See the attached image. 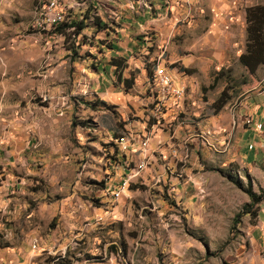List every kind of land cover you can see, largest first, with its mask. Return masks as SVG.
<instances>
[{
    "label": "rangeland",
    "instance_id": "obj_1",
    "mask_svg": "<svg viewBox=\"0 0 264 264\" xmlns=\"http://www.w3.org/2000/svg\"><path fill=\"white\" fill-rule=\"evenodd\" d=\"M263 2L0 0V264H264V63L238 60ZM161 64L184 92L155 114Z\"/></svg>",
    "mask_w": 264,
    "mask_h": 264
},
{
    "label": "trees",
    "instance_id": "obj_2",
    "mask_svg": "<svg viewBox=\"0 0 264 264\" xmlns=\"http://www.w3.org/2000/svg\"><path fill=\"white\" fill-rule=\"evenodd\" d=\"M244 21L245 44L243 52L238 55V60L250 73H253L259 65L264 63V2L246 6L244 9ZM71 24L78 30L84 27L82 21H72ZM93 24L99 29L108 27L105 22L100 21L96 16L93 19ZM54 27L55 31L61 32V25L59 23ZM109 48L111 50L116 49L114 46H110ZM119 64L120 62L117 58H111L110 65L113 66V69L119 71L121 66ZM127 82L131 83V80L127 79ZM216 101L218 105L215 106V109L218 111L227 101V96L224 95L223 91L219 93ZM238 215H235L234 221L237 220Z\"/></svg>",
    "mask_w": 264,
    "mask_h": 264
},
{
    "label": "built area",
    "instance_id": "obj_3",
    "mask_svg": "<svg viewBox=\"0 0 264 264\" xmlns=\"http://www.w3.org/2000/svg\"><path fill=\"white\" fill-rule=\"evenodd\" d=\"M58 13L57 11H45L46 16V27L44 28L45 32H47L50 28L54 27V19ZM177 70L175 68H170V66L161 64V65H152L150 69L149 75V89L151 91V96L153 97L152 109L155 111L153 113L158 114L159 110L162 108V103L165 101L166 98H178L184 92V86L178 83V78L175 75ZM251 121V118H249ZM260 123V122H259ZM249 124V123H248ZM140 148L144 149L146 142L140 139ZM114 142L120 147L129 142L126 140V133L120 134L114 138ZM249 146V144H248ZM125 162V158L123 159ZM136 170H140V162L137 164V169L133 171H128L126 175V179L124 180L129 181L130 178L135 176Z\"/></svg>",
    "mask_w": 264,
    "mask_h": 264
},
{
    "label": "crops",
    "instance_id": "obj_4",
    "mask_svg": "<svg viewBox=\"0 0 264 264\" xmlns=\"http://www.w3.org/2000/svg\"><path fill=\"white\" fill-rule=\"evenodd\" d=\"M129 51H132V50H129ZM124 52H125V54H127V49ZM122 53H123V51L121 50V51L117 52V56H113V57L117 58V60H119V62H120L121 58L119 57V54L122 55ZM116 72H118V71L116 70ZM261 107H262L261 109H260V107H259V109L257 108V110H255L256 113H254V115L252 114V116L255 120H260L264 123V103H262ZM245 121H246V123H249V125L247 126L249 131L255 132V130H257L258 131L257 133L259 134L260 133L259 130H261L262 127L264 128L262 123H259V122L253 123L252 121H249L248 116H246ZM250 123H252V124H250ZM127 140H129V139H127ZM255 226H257L256 229L263 228L264 220H262V219L258 220Z\"/></svg>",
    "mask_w": 264,
    "mask_h": 264
},
{
    "label": "bare ground",
    "instance_id": "obj_5",
    "mask_svg": "<svg viewBox=\"0 0 264 264\" xmlns=\"http://www.w3.org/2000/svg\"><path fill=\"white\" fill-rule=\"evenodd\" d=\"M50 4H51V6L55 5V3L53 1ZM251 121H252V119H251ZM126 140H127V137H126Z\"/></svg>",
    "mask_w": 264,
    "mask_h": 264
}]
</instances>
